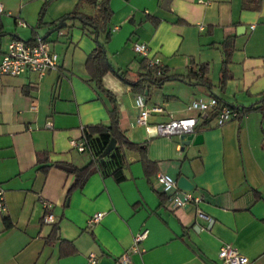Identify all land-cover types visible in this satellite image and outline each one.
<instances>
[{
  "label": "crops",
  "instance_id": "0c3cea01",
  "mask_svg": "<svg viewBox=\"0 0 264 264\" xmlns=\"http://www.w3.org/2000/svg\"><path fill=\"white\" fill-rule=\"evenodd\" d=\"M80 1L0 0V57L13 38L38 35L59 56V67L43 75L27 70L0 76V188L7 206L0 212V264H89L92 253L98 264H124L118 259L123 253L130 254L126 264H224L219 250L225 243L247 255V264H264V110L254 107L218 125L215 116L205 119L190 107L194 99L215 95L232 107L264 108V0H109L106 30L92 33L71 15L46 37L78 7L96 15L94 5ZM228 36L230 75L221 85ZM98 39L130 79L137 78L144 57L160 58L171 74L208 64L212 86L170 77L144 91L152 124L198 118L194 138L184 143L182 134L162 135L138 123V92L107 72L104 84L116 96L122 128L147 142L156 164L146 170L141 151L127 149L125 179L95 171L69 191L74 165L91 157L71 140L82 139L85 125L110 120L111 100L86 65ZM137 41L147 43V54L135 49ZM161 171L188 176L194 183L188 190L202 200L170 207L157 181ZM47 206L51 221L42 220ZM99 211L101 219L91 223ZM54 222L61 239L48 241ZM145 227L148 233L136 241Z\"/></svg>",
  "mask_w": 264,
  "mask_h": 264
},
{
  "label": "trees",
  "instance_id": "16d2710c",
  "mask_svg": "<svg viewBox=\"0 0 264 264\" xmlns=\"http://www.w3.org/2000/svg\"><path fill=\"white\" fill-rule=\"evenodd\" d=\"M82 2H89L97 8L96 15L90 14L80 10V7L75 9L73 12L68 15H74L79 17L84 22V27L89 28V30L94 33L97 30L107 29V24L112 15V8L110 6L109 0H81ZM46 5L44 4L41 10L42 20L45 13ZM3 29V21L0 14V34ZM109 38V34L107 35ZM224 49L226 51V56L223 60V66L221 69V79L220 83L223 85L226 79L229 77V68L228 63L230 61L231 52L233 49V38L227 37L223 41ZM87 68L92 76V79L95 80L97 87L102 90L111 100L110 107V120L108 122H99L95 124H87L84 126L83 137L86 139L87 150L90 152V160L84 165H74V172L76 174V179L74 184L70 187L71 191L75 186L83 185L88 177L95 171H100L103 175H113L118 181H121L127 177L125 168L128 165L126 151L127 149H138L142 154V161L144 162L146 170H150L156 162L149 158L147 154L148 144L146 141L140 142L131 139L126 131L122 128L120 121V107L117 102L114 92L105 86L104 76L110 70L115 71L121 78L129 81L133 88L140 93H144L146 88L151 87L152 85H161L165 80L170 77H180L186 81L196 80L199 83L207 84L212 86L209 72L208 64H200L199 67L191 66L188 69L186 74H171L168 72V67L166 65H151L150 60L144 57L141 60V66L138 71L137 78L130 79L127 77L128 70H122L115 68L110 62L107 51L106 44L98 39L97 45L95 48L88 54L86 60ZM219 104L222 105L224 101L220 98ZM241 116L248 113L252 108H263V105L252 104L249 106L239 107ZM218 114L217 108L211 110L205 119L216 117ZM263 131H264V122H263ZM116 138V144L112 150L106 155L103 154L104 150L108 146L111 139ZM44 153H39L38 158L42 159ZM46 158V157H45ZM48 159V158H47ZM50 163H46L42 168L47 169ZM161 195H168L163 192ZM48 206L45 208V212L42 216V220L45 219V216L48 214ZM60 227L58 222L53 223L52 230L48 235V241H56L60 238Z\"/></svg>",
  "mask_w": 264,
  "mask_h": 264
},
{
  "label": "built area",
  "instance_id": "2783aa9c",
  "mask_svg": "<svg viewBox=\"0 0 264 264\" xmlns=\"http://www.w3.org/2000/svg\"><path fill=\"white\" fill-rule=\"evenodd\" d=\"M3 11V5L0 4V12ZM134 47L138 52H148V45L145 42H135ZM151 65H162L160 58L150 59ZM59 67L58 53L53 50L47 38L38 35L34 39L13 38L6 50L0 57V76L19 75L27 70L37 71L40 75L45 74L49 69ZM136 105L139 108L137 122L144 125L148 131H156L158 134L173 136L174 134L192 133L196 131L198 118L196 116H184L171 118L169 120L158 121L154 124L150 122V114L152 108L147 104V99L144 93H136ZM191 108L199 110L203 116H207L209 112L215 108L218 110L216 123L222 125L229 120L239 118L241 111L237 107H232L229 104H219V99L215 95L209 98L194 99L190 105ZM154 109H157L155 107ZM72 146L80 151L87 150L86 139H72ZM157 181L161 185L163 192L168 195V204L170 207L177 209L189 202H200L203 198L201 194H195L191 190L180 188L178 179L172 174L161 171L157 173ZM7 208L4 190L0 188V212ZM201 215L209 217L203 210L199 209ZM103 215L102 211L96 212L90 222L100 220ZM45 218L53 220L54 215L48 213ZM214 222L210 218V225ZM148 233L145 227L136 234V241L144 238ZM219 256L224 264H247L249 257L243 254L232 243H225L220 247ZM120 262L126 264L131 261L129 253H123L118 258ZM89 264H98L97 257L94 253L91 254Z\"/></svg>",
  "mask_w": 264,
  "mask_h": 264
},
{
  "label": "water",
  "instance_id": "95a60500",
  "mask_svg": "<svg viewBox=\"0 0 264 264\" xmlns=\"http://www.w3.org/2000/svg\"><path fill=\"white\" fill-rule=\"evenodd\" d=\"M70 16H71V15H69V16H67V17H63V18L60 20L59 24H58L56 27H54L52 30H50V31L48 32V34L46 35V37H47L49 34H51V32H53L54 30H57L58 28L62 27L63 24H64V22H65V20H66L67 18H69ZM194 136H195V133H194V132H192V133H183V134H182V139L184 140V143H189V142L194 138ZM196 139H197V138H196ZM115 144H116V138L113 137V138L111 139V141L109 142L108 146L106 147V149L104 150L103 154L106 155L107 153H109V152L112 150V148L114 147ZM62 166H64V167L67 168V169H70V170L73 169V167H72V166H69V165H64V164H62ZM178 185H179L181 188L186 189V190H188V189H192V188L194 187V183H193V182L188 178V176H186L185 174L181 175V176L178 178Z\"/></svg>",
  "mask_w": 264,
  "mask_h": 264
},
{
  "label": "rangeland",
  "instance_id": "374dc122",
  "mask_svg": "<svg viewBox=\"0 0 264 264\" xmlns=\"http://www.w3.org/2000/svg\"><path fill=\"white\" fill-rule=\"evenodd\" d=\"M86 155H88V153H85Z\"/></svg>",
  "mask_w": 264,
  "mask_h": 264
}]
</instances>
